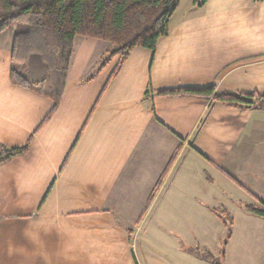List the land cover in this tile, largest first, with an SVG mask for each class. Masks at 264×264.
<instances>
[{
  "label": "crops",
  "instance_id": "obj_1",
  "mask_svg": "<svg viewBox=\"0 0 264 264\" xmlns=\"http://www.w3.org/2000/svg\"><path fill=\"white\" fill-rule=\"evenodd\" d=\"M15 29L0 35V151L32 142L0 165V264H211L190 248L264 264V219L241 206L264 203V111L156 93H264V1L182 0L104 92L120 59L97 73L113 46L77 37L41 128L54 104L12 83Z\"/></svg>",
  "mask_w": 264,
  "mask_h": 264
},
{
  "label": "trees",
  "instance_id": "obj_2",
  "mask_svg": "<svg viewBox=\"0 0 264 264\" xmlns=\"http://www.w3.org/2000/svg\"><path fill=\"white\" fill-rule=\"evenodd\" d=\"M181 1L0 0V35L13 26L16 28L10 64L12 83L45 97L54 104L40 128L54 117L60 107L77 37L104 41L113 46L97 73L115 58L120 59L104 92L135 49L143 48L155 52L158 43L169 35L170 21ZM194 3L204 7L207 0H194ZM93 78L94 76L89 80ZM156 93L161 97H199L212 100V104H222L239 110L264 111V93L217 94L215 86L158 90ZM207 119L206 117L202 120L198 131ZM31 142L32 139L22 148H3L0 151V165L17 156L28 154ZM176 158L177 155L172 158L161 178L162 182ZM230 179L234 181V178ZM237 184L245 189L240 183ZM152 200L153 198L150 203ZM241 206L246 213L264 219L263 202L258 205L243 203ZM224 213L220 218L232 225V217L227 211ZM186 251L211 264H222L221 259L210 252H200L192 248Z\"/></svg>",
  "mask_w": 264,
  "mask_h": 264
},
{
  "label": "rangeland",
  "instance_id": "obj_3",
  "mask_svg": "<svg viewBox=\"0 0 264 264\" xmlns=\"http://www.w3.org/2000/svg\"><path fill=\"white\" fill-rule=\"evenodd\" d=\"M112 71H113V68L111 69V71H110V72H112ZM236 175H237V174H236ZM193 247H195V248H196V247H197V245H194Z\"/></svg>",
  "mask_w": 264,
  "mask_h": 264
}]
</instances>
